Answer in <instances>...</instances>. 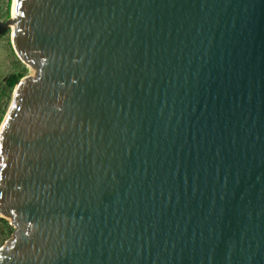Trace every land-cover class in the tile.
Segmentation results:
<instances>
[{"label":"water","instance_id":"water-1","mask_svg":"<svg viewBox=\"0 0 264 264\" xmlns=\"http://www.w3.org/2000/svg\"><path fill=\"white\" fill-rule=\"evenodd\" d=\"M8 32L0 264H264V0H15Z\"/></svg>","mask_w":264,"mask_h":264},{"label":"rangeland","instance_id":"rangeland-1","mask_svg":"<svg viewBox=\"0 0 264 264\" xmlns=\"http://www.w3.org/2000/svg\"><path fill=\"white\" fill-rule=\"evenodd\" d=\"M12 3L13 0H11L10 10L7 12V0H0V21H5L7 16H11ZM17 73L27 76L30 74V70L27 65L21 63L16 57L11 47L10 34L8 32L0 36V125H2L7 117L15 89L14 88L11 94H9L5 86V80L10 74ZM8 95H10V97L7 101ZM8 225L13 228L9 222ZM8 232L9 228L0 223V249L4 246L6 240L12 236V234L10 235Z\"/></svg>","mask_w":264,"mask_h":264},{"label":"trees","instance_id":"trees-1","mask_svg":"<svg viewBox=\"0 0 264 264\" xmlns=\"http://www.w3.org/2000/svg\"><path fill=\"white\" fill-rule=\"evenodd\" d=\"M10 5H11V0H7V4H6L7 12H9V10H10ZM8 18H9V16L6 17V19H8ZM24 76L25 75H23V74L17 73V74H10L6 78V80H5V86H6L9 94H11V92L13 91V89L15 88V86L19 83V81ZM9 97H10V95H8L7 101L9 100ZM0 223L4 224L6 227L9 228L8 234H10V235L13 234L14 229L8 225V222L7 221H5V220H3V219L0 218Z\"/></svg>","mask_w":264,"mask_h":264},{"label":"bare ground","instance_id":"bare-ground-1","mask_svg":"<svg viewBox=\"0 0 264 264\" xmlns=\"http://www.w3.org/2000/svg\"><path fill=\"white\" fill-rule=\"evenodd\" d=\"M14 3H15V0H13V3H12L11 13H12L13 10H14ZM10 25H12V18L10 19ZM27 66L29 67V70H30V74L27 75V76H34V72H35V70H34L31 66H29V65H27ZM17 86H18V85H16V86H15V89H14V93H13V98H12V101H11V105H12V102H13V99H14V95H15V91H16ZM11 105H10V108H11ZM10 108H9V109H10ZM7 115H8V114H7ZM6 118H7V117H6ZM6 118H5V120H6ZM5 120H4V122H5ZM4 122L2 123V125L4 124Z\"/></svg>","mask_w":264,"mask_h":264},{"label":"snow or ice","instance_id":"snow-or-ice-1","mask_svg":"<svg viewBox=\"0 0 264 264\" xmlns=\"http://www.w3.org/2000/svg\"><path fill=\"white\" fill-rule=\"evenodd\" d=\"M22 14V13H21ZM3 130V125H0V131H2Z\"/></svg>","mask_w":264,"mask_h":264}]
</instances>
